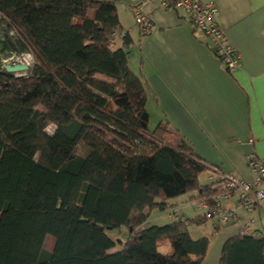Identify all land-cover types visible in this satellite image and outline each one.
Listing matches in <instances>:
<instances>
[{"label": "trees", "instance_id": "16d2710c", "mask_svg": "<svg viewBox=\"0 0 264 264\" xmlns=\"http://www.w3.org/2000/svg\"><path fill=\"white\" fill-rule=\"evenodd\" d=\"M120 30L112 2L0 0V264L205 262L211 241H194L188 224L142 229L180 197L211 205L218 192L168 122L150 131L133 42L112 45ZM5 56H30L28 75H7ZM220 263L264 264V239H230Z\"/></svg>", "mask_w": 264, "mask_h": 264}, {"label": "crops", "instance_id": "0c3cea01", "mask_svg": "<svg viewBox=\"0 0 264 264\" xmlns=\"http://www.w3.org/2000/svg\"><path fill=\"white\" fill-rule=\"evenodd\" d=\"M99 1L117 8L121 30L113 48L122 49L121 34L133 42L129 65L147 84V110L191 144L207 165V184L213 185L216 176L251 181L247 157L264 159V0H203L216 8L218 24L240 55L241 69L235 74L226 71L213 41L193 26L188 14L161 9V0ZM136 11L154 25L147 37L136 24ZM223 206L237 208V199ZM263 210L264 205L251 227L260 239ZM211 219L215 232L207 237L211 244L203 264H221L224 245L240 235L242 226L237 231L234 224L218 226ZM223 227L225 232L218 233Z\"/></svg>", "mask_w": 264, "mask_h": 264}, {"label": "built area", "instance_id": "2783aa9c", "mask_svg": "<svg viewBox=\"0 0 264 264\" xmlns=\"http://www.w3.org/2000/svg\"><path fill=\"white\" fill-rule=\"evenodd\" d=\"M160 8L163 10L175 9L191 16L193 26L213 41L216 56L226 71L229 74H235L241 69L240 55L218 24L216 20L217 10L213 5L203 3V0H165L161 3ZM135 16L141 34L144 37L149 36L154 29L152 21L139 11H136ZM125 36L126 34H121V38ZM10 62L13 64L24 63L28 66L33 64L30 57H17L11 59ZM247 163L251 181L233 176H216L212 186L217 190L218 195L213 199L212 204L195 203L192 207L204 211L208 217L217 222L218 226L241 224L240 235L260 239L261 233L252 232L251 227L256 221L254 215L260 212L264 205V159L250 155L247 157ZM235 198L237 199V208L229 209L223 206L225 202ZM240 212L245 213L247 218L243 220ZM179 220L185 225L188 224L186 218Z\"/></svg>", "mask_w": 264, "mask_h": 264}, {"label": "rangeland", "instance_id": "374dc122", "mask_svg": "<svg viewBox=\"0 0 264 264\" xmlns=\"http://www.w3.org/2000/svg\"><path fill=\"white\" fill-rule=\"evenodd\" d=\"M25 58L30 57V56H24ZM12 58H9L5 56L3 58V65L5 64H13V62H10ZM15 59V58H14ZM30 60L32 58L30 57ZM9 62V63H6ZM29 73V72H28ZM28 73L23 74V75H28ZM21 75V74H20ZM149 112V110H147ZM150 115V124H149V129L150 131H154L158 125L161 123L160 120L154 115L151 116L150 112L148 113ZM209 172H206L203 174L201 177L200 181L202 184L206 185L207 184V178L209 177ZM195 203H199L191 199L190 195H186L184 197H180L174 201L171 202V204H175V207L171 209L169 212L162 213L160 211H153L150 215L149 221L143 226V229H148L151 227H165L172 223L173 221H177L178 219L181 218H186L188 221V227L187 230L191 236V238L196 241L202 238H207L208 236H211L212 233L215 232L214 228V222L211 220H208L205 224L201 226H196L192 223V220L198 217H204L205 213L204 211L197 210L196 208H193L192 205ZM237 231H239L240 225L235 226ZM226 227H223L218 233H224ZM111 238L114 240L118 239V232L112 231L108 233ZM120 238H125V231H122L120 233ZM215 242V238L213 243ZM55 246V241L52 237H47L45 240V249L48 252H52L54 250ZM119 251V247H117L114 252ZM158 251L159 253L163 255H169L171 253V248L170 245L167 242H162L159 243L158 245Z\"/></svg>", "mask_w": 264, "mask_h": 264}, {"label": "water", "instance_id": "95a60500", "mask_svg": "<svg viewBox=\"0 0 264 264\" xmlns=\"http://www.w3.org/2000/svg\"><path fill=\"white\" fill-rule=\"evenodd\" d=\"M3 69L7 75L24 76L23 74H26L30 71V66L24 63H14V64H5Z\"/></svg>", "mask_w": 264, "mask_h": 264}]
</instances>
